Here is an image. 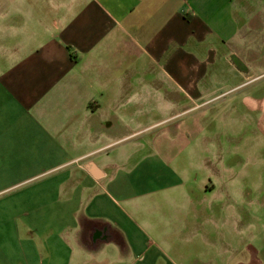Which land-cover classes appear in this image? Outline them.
I'll use <instances>...</instances> for the list:
<instances>
[{"label": "crops", "instance_id": "0c3cea01", "mask_svg": "<svg viewBox=\"0 0 264 264\" xmlns=\"http://www.w3.org/2000/svg\"><path fill=\"white\" fill-rule=\"evenodd\" d=\"M263 24L264 0H0V264H264L209 224L230 164L202 110L264 74Z\"/></svg>", "mask_w": 264, "mask_h": 264}, {"label": "rangeland", "instance_id": "374dc122", "mask_svg": "<svg viewBox=\"0 0 264 264\" xmlns=\"http://www.w3.org/2000/svg\"><path fill=\"white\" fill-rule=\"evenodd\" d=\"M256 34L258 40L249 39L246 49H256L255 59L264 60V24ZM247 84L227 96L226 105L202 110H213L208 112L213 140L230 164L224 175L229 198L214 195L213 202L215 212L224 208L226 218L216 215L209 224L230 227L231 242L246 241L250 256L264 243V74ZM203 220H199L201 225L205 224Z\"/></svg>", "mask_w": 264, "mask_h": 264}]
</instances>
